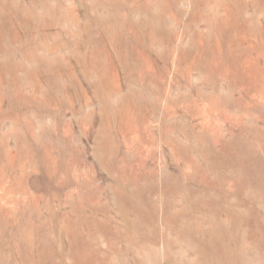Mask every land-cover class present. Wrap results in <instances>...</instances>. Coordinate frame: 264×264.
<instances>
[{
  "label": "rangeland",
  "instance_id": "rangeland-1",
  "mask_svg": "<svg viewBox=\"0 0 264 264\" xmlns=\"http://www.w3.org/2000/svg\"><path fill=\"white\" fill-rule=\"evenodd\" d=\"M0 264H264V0H0Z\"/></svg>",
  "mask_w": 264,
  "mask_h": 264
}]
</instances>
